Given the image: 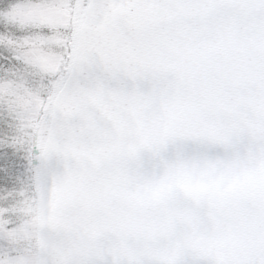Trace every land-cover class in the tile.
<instances>
[{
  "label": "snow or ice",
  "instance_id": "6c2138e0",
  "mask_svg": "<svg viewBox=\"0 0 264 264\" xmlns=\"http://www.w3.org/2000/svg\"><path fill=\"white\" fill-rule=\"evenodd\" d=\"M0 264H264V0H0Z\"/></svg>",
  "mask_w": 264,
  "mask_h": 264
}]
</instances>
